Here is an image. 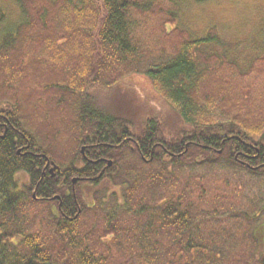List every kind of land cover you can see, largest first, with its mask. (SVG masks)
Returning a JSON list of instances; mask_svg holds the SVG:
<instances>
[{
	"label": "trees",
	"instance_id": "16d2710c",
	"mask_svg": "<svg viewBox=\"0 0 264 264\" xmlns=\"http://www.w3.org/2000/svg\"><path fill=\"white\" fill-rule=\"evenodd\" d=\"M156 2L16 0L9 28L0 8V77L38 84L48 104L27 105L25 123L20 97L0 94V264H264L260 193L249 216L226 185L248 177L264 189V45L241 67L239 44L213 27L151 54L129 31L159 15ZM132 75L176 121L136 122L91 97Z\"/></svg>",
	"mask_w": 264,
	"mask_h": 264
},
{
	"label": "rangeland",
	"instance_id": "374dc122",
	"mask_svg": "<svg viewBox=\"0 0 264 264\" xmlns=\"http://www.w3.org/2000/svg\"><path fill=\"white\" fill-rule=\"evenodd\" d=\"M157 5L159 6L157 9L159 13L158 16H148L144 18L141 21L142 25L140 23L141 18L135 17V19L138 20L137 26L133 29L131 28L129 31L132 32L139 44L149 47L147 52L151 51V54L159 52L158 54L163 56L169 55L171 51L177 50L178 44L183 41V38H187L188 34L202 41L208 30L213 27L216 28L223 41L236 42L239 44L240 49L233 54L232 58H234L237 61L236 63L241 67H246L249 60L255 58L258 55V50L261 47L263 48L264 28L262 23L264 21V0H207L201 4H197L193 0H158L155 6ZM0 8L6 15L4 28H9L19 21L21 12L16 4V0H0ZM34 8L35 3L31 6L32 10ZM169 14L173 16L171 19L174 20L173 23L169 22ZM4 28L3 31H5ZM168 29L176 32L172 36L166 37L165 32ZM202 44L204 43L202 42L200 45ZM201 49H204L203 46H201ZM211 49L215 50L217 53L219 52L217 48L214 49L213 47H209L208 52H211ZM206 51L207 50H204V52ZM142 62L144 65H147L159 61L155 60V57H147ZM7 73L10 74V72ZM10 75L14 76L13 74ZM125 76L126 79L131 75L128 74ZM132 76L134 77L128 80L129 83L117 86L111 90H106L104 88V93H95V91H91V97L95 98L97 105L105 106L118 113L120 112L119 110H121V115L133 117L135 120L132 119L136 122H138L142 116H145V114L154 112L162 114L161 118L168 117L172 121H176L178 115L175 113V110L165 102L166 100L162 96L156 93L153 85L145 78L136 77L135 75ZM95 80L96 79L91 82H95ZM5 81L9 83L7 87ZM0 82V94H4V98L12 99L15 98V96L20 97L16 98L19 100V118L26 116L27 119L26 117L23 118L25 123L29 120L28 116L30 114L26 107L27 105H29V107L33 106L35 109H46L48 104L44 101V98L38 99L36 96L38 92L44 93V90L42 91V88H40L38 84H33L27 89L25 85L20 86V82H15L4 74L1 75ZM263 82L264 80L261 84H263ZM13 86H18V88H20V93L16 94ZM3 101L0 100V104H5ZM78 144L77 142V146ZM66 163L67 162L64 161V164ZM211 183L214 186L216 185L215 182ZM226 185L229 191L235 188L236 193L238 192L239 195L235 196L234 201L237 202L238 200L243 204L242 207L236 204L233 206L239 207L243 213L245 211L249 212V216L253 214L250 211L255 206L254 201L256 202V199L260 196V204H258L262 212L260 222H264V203H261L262 197H264V189L261 182L244 177L238 184L229 182ZM258 193H260L259 196ZM257 203H259V201H257ZM242 221V231L249 226L252 227L250 222L248 224L245 220ZM236 233L238 234L241 232L236 231L235 234ZM246 239H248V234ZM232 260H236L233 264H248L245 263V261H237L236 257ZM232 260H230V263Z\"/></svg>",
	"mask_w": 264,
	"mask_h": 264
},
{
	"label": "water",
	"instance_id": "95a60500",
	"mask_svg": "<svg viewBox=\"0 0 264 264\" xmlns=\"http://www.w3.org/2000/svg\"><path fill=\"white\" fill-rule=\"evenodd\" d=\"M51 165H52L51 173H53L54 171H56L58 169V167L54 164H51ZM109 165H111V163H109Z\"/></svg>",
	"mask_w": 264,
	"mask_h": 264
},
{
	"label": "flooded vegetation",
	"instance_id": "af4514ba",
	"mask_svg": "<svg viewBox=\"0 0 264 264\" xmlns=\"http://www.w3.org/2000/svg\"><path fill=\"white\" fill-rule=\"evenodd\" d=\"M51 167V166H50ZM52 169V168H51ZM51 169H50V171H51ZM73 183H75V182H73ZM67 197V196H66Z\"/></svg>",
	"mask_w": 264,
	"mask_h": 264
}]
</instances>
